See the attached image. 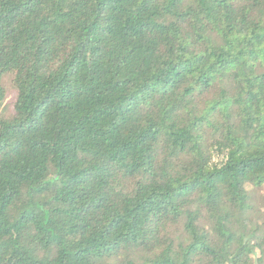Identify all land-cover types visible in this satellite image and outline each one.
I'll list each match as a JSON object with an SVG mask.
<instances>
[{
	"label": "trees",
	"instance_id": "16d2710c",
	"mask_svg": "<svg viewBox=\"0 0 264 264\" xmlns=\"http://www.w3.org/2000/svg\"><path fill=\"white\" fill-rule=\"evenodd\" d=\"M263 191L264 0H0V264H264Z\"/></svg>",
	"mask_w": 264,
	"mask_h": 264
},
{
	"label": "rangeland",
	"instance_id": "374dc122",
	"mask_svg": "<svg viewBox=\"0 0 264 264\" xmlns=\"http://www.w3.org/2000/svg\"><path fill=\"white\" fill-rule=\"evenodd\" d=\"M7 87L9 88V94H8V98L6 100V104L9 106L11 104V102H13V100L15 98V91L12 88L10 83L7 84Z\"/></svg>",
	"mask_w": 264,
	"mask_h": 264
}]
</instances>
